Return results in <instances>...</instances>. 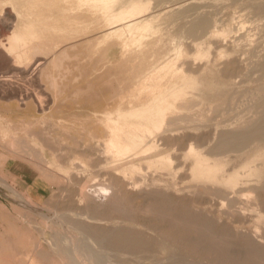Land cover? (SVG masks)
I'll use <instances>...</instances> for the list:
<instances>
[{"label":"rangeland","instance_id":"1","mask_svg":"<svg viewBox=\"0 0 264 264\" xmlns=\"http://www.w3.org/2000/svg\"><path fill=\"white\" fill-rule=\"evenodd\" d=\"M19 1L0 0V264H264V136L241 154L211 151L221 125L241 133L264 117V10L201 0L210 24L195 38L187 29L195 14L181 22L186 34L169 14L180 0ZM18 10L21 20L30 12L25 22L70 29L77 19L92 31L16 63L6 47L15 26L4 29L1 18L14 11L16 24ZM129 22L140 28L124 38L143 30L141 44L101 38ZM34 55H45L42 67ZM149 104L157 125L130 116ZM192 113L204 117L166 124ZM135 130L144 134L139 151L125 159L109 148Z\"/></svg>","mask_w":264,"mask_h":264},{"label":"bare ground","instance_id":"2","mask_svg":"<svg viewBox=\"0 0 264 264\" xmlns=\"http://www.w3.org/2000/svg\"><path fill=\"white\" fill-rule=\"evenodd\" d=\"M19 1V0H18ZM24 1V0H23ZM45 1V0H44ZM52 1V0H51ZM70 1V0H69ZM112 1V0H111ZM144 1V5H150V6H152L151 4V2L149 1V0H143ZM251 2V4L253 5V6H256V8L258 7L259 9H261V10H264V2H260L259 0H250ZM19 2H21V1H19ZM33 2V1H32ZM36 2V1H35ZM42 2V1H41ZM40 2V4H42ZM63 2H66V1H64L63 0ZM102 2H103V0H102ZM104 2H106V1H104ZM158 2V1H157ZM160 2H161V0H160ZM164 2V1H163ZM176 2V1H175ZM208 2V1H207ZM248 2V1H247ZM18 3V2H17ZM59 4V1L57 0H54V2L52 1L51 2V4ZM60 3H62L61 1H60ZM86 3V2H85ZM133 3H135V2H133ZM151 3V4H150ZM200 3H201V0H180V1H178V2H176V3H173L171 6H170V13H169V11H168V13L169 14H171L172 15V19H173V21H174V24H176V25H178V24H181V22H183L189 15L190 16H192L191 14H195L194 15V17H193V19L192 20H190V21H187V22H189L190 24H191V27L189 26V24H187L188 26H189V28H187V29H189L188 30V34L189 35H191V36H193V37H199L200 36V38H201V32L203 33V32H205L208 28H209V20L204 16V12H201V5H200ZM12 4H14L13 2H12ZM37 4V3H36ZM44 4H46L45 2H44ZM102 4V3H101ZM160 4V3H159ZM19 5H23L22 4V2L19 4ZM25 5H26V3H25ZM32 5V4H31ZM46 5H48V6H51V5H49V4H46ZM45 5V6H46ZM69 5V4H68ZM77 5V4H76ZM84 5V4H83ZM163 5V4H162ZM204 5V4H203ZM15 6V5H14ZM13 6V7H14ZM34 7H35V5H33ZM42 7H44L43 6V4L41 5ZM41 6H40V8H41ZM54 6V5H53ZM64 6H66L65 4H64ZM94 6V5H93ZM165 6V5H164ZM164 6H162V7H164ZM10 7V6H9ZM17 7V6H16ZM28 7H29V5H28ZM33 7V8H34ZM47 7V6H46ZM78 6H75V8H77ZM136 7V6H135ZM169 7V6H168ZM24 10L27 8H24V6L22 7ZM22 8L20 7V10L21 11H23L22 10ZM36 8V7H35ZM34 8V9H35ZM51 8V7H50ZM79 8H80V6H79ZM83 8V7H82ZM148 8V7H147ZM165 8V7H164ZM163 8V9H164ZM13 9V8H12ZM16 8H14V10H15ZM18 9H19V7H18ZM28 9V8H27ZM26 9V10H27ZM38 9V8H37ZM53 9V8H52ZM57 9V8H56ZM62 9V8H61ZM60 9V10H61ZM65 9V8H64ZM70 9V8H69ZM81 9V8H80ZM85 9V8H84ZM83 9V10H84ZM93 9V8H92ZM160 9V8H159ZM159 9H158V11H159ZM162 9V10H163ZM166 9V8H165ZM164 9V10H165ZM4 10V9H3ZM40 10V9H39ZM90 10V9H89ZM148 10H149V8H148ZM154 10V9H153ZM163 10V11H164ZM15 11H17V9L15 10ZM19 11V10H18ZM35 11H36V9H35ZM34 11V12H35ZM48 11H49V8H48ZM47 11V12H48ZM97 11V10H96ZM151 11V10H150ZM11 12V11H10ZM10 12H8L7 14H5V16L3 15V18H1V19H3L2 20V25H3V27H4V29H8V30H10L11 31V29H13L14 28V26H15V28H14V30L12 31V32H10L11 33V35L9 34V33H7V32H5L6 34H9L10 35V37L8 36V40L7 41H9L8 42V46H6L7 47V50L5 49V51H7V52H9V53H11L12 52V54L11 55H13L11 58L12 59H14V61L16 62V63H19L21 60H23L25 57L27 58V55H29V52L30 53H32V54H34L36 51H38L39 49H42V51L44 50H46L48 53L50 52V50L49 49H53V51H55L56 50V47L60 44V43H62L63 42V40L64 39H68L69 40V38H70V41H71V39H73L74 40V38L76 37V36H78L79 37V35L78 34H80L81 36H82V34H84V31H86L87 29L88 30H91V29H89V27H93V25H91V26H89V25H85V23L84 24H81V23H79V22H77V19H76V22H74L75 24H73L74 26L73 27H71L70 29H68V26H66L64 29H60V28H57V26H55V24L53 25L52 23H46V22H43L42 21V18H41V20H36L35 18V20H32V19H30V21L29 20H27V21H29V22H25V20H24V17H31V14H30V12L29 11H24V12H26V15L24 16V14L22 15L23 17V19L21 20V14H22V12H21V14H20V11H19V15L18 16H16V17H18V23H16L15 24V18L13 17V16H15V13H11V14H9ZM23 12V13H24ZM27 12H29V13H27ZM84 12V11H83ZM160 12V11H159ZM87 13V12H86ZM93 13H94V10H93ZM103 13V12H102ZM166 13V12H165ZM205 13H206V11H205ZM50 14V13H49ZM66 14V13H65ZM80 14H81V11H80ZM79 14V15H80ZM91 14V13H90ZM162 14H163V12H162ZM168 14V15H169ZM36 15H41L43 18H45V15H47L46 14V11L45 10H43V9H41V11H39V13H37L36 12ZM161 15V14H160ZM164 15H166V14H164ZM49 16V15H48ZM81 16H83V15H81ZM89 16V15H88ZM92 16V15H91ZM123 16H125V15H123ZM163 16V15H162ZM26 17V18H27ZM33 17H37V16H33ZM66 17V16H65ZM118 17V16H117ZM116 17V18H117ZM14 18V19H13ZM25 18V19H26ZM27 18V19H28ZM88 18V17H87ZM121 18H122V16H121ZM124 18V17H123ZM208 18H209V15H208ZM50 19V18H49ZM62 19V18H61ZM73 19V18H72ZM100 19H102V18H100ZM115 19V18H114ZM117 19H119V18H117ZM114 20V22L116 23L118 20ZM23 20H24V24H23ZM32 20V21H31ZM52 20V19H51ZM66 20V19H65ZM75 20V19H74ZM98 20V19H97ZM108 20V19H107ZM110 20V19H109ZM124 20V19H123ZM122 19L120 20V22L122 21L123 23H125L124 21H123ZM46 21V20H45ZM99 21V20H98ZM166 21H168V20H166ZM16 22H17V19H16ZM54 22V21H53ZM102 22V21H101ZM137 22V21H136ZM139 22V21H138ZM144 22V21H143ZM170 22V21H169ZM89 23V22H88ZM98 23V22H97ZM100 23V22H99ZM151 23V22H150ZM87 24V23H86ZM122 24V23H121ZM57 25V24H56ZM68 25V24H67ZM97 25V24H96ZM95 25V26H96ZM112 25H115V24H112ZM138 24H136L135 22H129V23H127V24H124V25H118V26H116V27H114V28H111L109 31H105V32H107L108 34L106 35V33L104 32V34L103 35H101V38L105 35L107 38H109V37H111L112 38V36L116 39V42H122V45H120V47H122L123 48V46H124V44H125V46H126V44H127V47H129L130 48V46H131V42H129L128 40H127V38H124L125 37V32L128 30V32H131V30H134V28L137 26ZM145 25H149V24H143L142 26H144V27H142L144 30H145ZM179 26V25H178ZM177 26V27H178ZM187 26V27H188ZM61 27V26H60ZM97 27H100V25L99 26H96V28ZM138 27H139V25H138ZM138 27H136V28H138ZM149 27V26H148ZM151 27V26H150ZM183 27H184V25H183ZM95 28V29H96ZM101 28V27H100ZM140 28V27H139ZM141 28V29H142ZM179 28H182V24H181V26H179ZM185 28V27H184ZM99 29V28H98ZM103 29V28H102ZM148 29V28H147ZM154 28H152V29H148L149 31H147V33H146V35H148L149 33V35H151V31L150 30H153ZM94 30V29H93ZM101 30V29H100ZM106 30H108V28L106 29ZM137 30H139V29H137ZM181 30V29H180ZM182 30H183V34H186V30H185V32H184V29L182 28ZM182 30L180 31V32H182ZM92 31V30H91ZM91 31H89L90 33H91ZM135 31V30H134ZM146 31V30H145ZM154 31H158V30H154ZM88 32V33H89ZM103 32V31H102ZM144 31L142 30V39H143V37L145 36L144 34L145 33H143ZM149 32V33H148ZM82 33V34H81ZM127 33V32H126ZM169 33V32H168ZM167 33V34H168ZM178 33V32H177ZM156 34V33H155ZM180 34V33H179ZM212 34V33H211ZM140 35V34H139ZM138 35V36H139ZM144 35V36H143ZM80 36V37H81ZM84 36V35H83ZM82 36V37H83ZM95 36V35H94ZM104 36V37H105ZM109 36V37H108ZM137 36V37H138ZM141 36L138 38L139 40L141 39ZM158 36V35H157ZM166 36V35H165ZM174 36V35H173ZM203 36V35H202ZM5 37V36H4ZM3 36H2V38H4ZM79 37V38H80ZM85 37V36H84ZM99 37V36H98ZM103 37V38H104ZM156 37V36H155ZM101 38L100 39H98V38H96V39H98V41L100 40L101 41ZM110 38V39H111ZM6 39V38H5ZM125 39V40H124ZM134 39V38H133ZM132 39V40H133ZM141 39V41H139V40H137L136 41V39H134L135 41H136V43H140L141 44V42L144 40H142ZM156 39V38H155ZM0 40H1V38H0ZM77 40H78V38H77ZM81 40H82V38H81ZM86 40H88V38H86ZM107 40V39H106ZM106 40H103L102 39V41H106ZM113 40V39H112ZM118 40V41H117ZM120 40V41H119ZM127 40V43L126 42H124V41H126ZM133 40V42H135ZM6 41V42H7ZM76 41V40H75ZM97 41V42H98ZM100 41H99V44H100ZM108 41V40H107ZM139 41V42H138ZM159 41V40H158ZM162 41H163V39H162ZM1 43H2V41H0ZM82 42H83V40H82ZM85 42V41H84ZM96 42V41H95ZM130 43V45H129V43ZM132 42V43H133ZM164 42V41H163ZM0 43V44H1ZM65 43V42H64ZM67 43V42H66ZM76 43V42H75ZM79 43V42H78ZM152 43H154V42H152ZM156 43V42H155ZM166 43V42H165ZM4 44H5V42H4ZM3 43H2V45H4ZM71 44H73V43H71ZM88 44V43H87ZM92 43H91V41H90V45H91ZM102 44V43H101ZM168 44V43H167ZM183 44V43H182ZM96 45H97V43H96ZM108 45V44H107ZM118 45V44H117ZM129 45V46H128ZM157 45V44H156ZM163 45V44H162ZM47 46H48V48H47ZM127 47H124V48H126V49H128ZM157 47V46H156ZM164 47H165V45H164ZM164 47H162V48H164ZM177 47V46H176ZM3 48V47H2ZM5 48V47H4ZM19 49V50H22L23 48V50L22 51H24V52H26V55L24 54H19V55H17V54H13V50H15V49ZM11 51V52H10ZM43 51V53L44 54H46L45 52ZM129 51V50H128ZM132 51V50H131ZM131 51H129V53L131 52ZM148 51V50H147ZM162 51V50H161ZM181 51V50H180ZM40 52H41V50H40ZM52 52V51H51ZM122 52V51H121ZM142 52V51H141ZM17 53V52H16ZM54 52H52V54H53ZM183 53V52H182ZM40 54H42V53H40ZM50 54V53H49ZM64 54H65V52H64ZM51 55V54H50ZM136 55H139V54H136ZM198 55V54H197ZM29 56H31V55H29ZM35 56V55H34ZM40 56H42V55H40ZM45 56V55H44ZM44 56H42V57H36L37 59L35 60V63H34V65H33V67H36V66H41V63L43 62V60H45V57ZM54 57H55V54L53 55ZM51 57V56H50ZM59 57V56H58ZM126 57V56H125ZM178 57V56H177ZM200 57V56H199ZM31 58H33V57H31ZM30 58V59H31ZM139 58H140V60H142L143 61V59L144 58H146L145 57V55H143V54H141V56H139ZM49 59H51V58H49ZM177 59V58H176ZM32 60H34V59H32ZM48 60V59H47ZM52 60H54L53 59V57H52ZM151 60V59H150ZM24 61V60H23ZM46 61V60H45ZM141 61V62H142ZM152 61V60H151ZM25 62V61H24ZM55 62H56V58H55ZM48 63V62H47ZM53 63V62H52ZM126 64V63H125ZM263 64V63H262ZM13 65H14V62H13ZM170 65V64H169ZM16 66V65H15ZM19 66V65H18ZM127 66V65H126ZM132 66V65H131ZM42 67V66H41ZM126 68V67H125ZM152 68V67H151ZM167 68V67H166ZM177 68V67H176ZM32 69V68H31ZM35 69H37V67L35 68ZM170 69V68H169ZM168 69V70H169ZM172 69V68H171ZM33 70V69H32ZM152 70V69H151ZM154 70V69H153ZM27 71V70H26ZM35 71V70H34ZM143 71V70H142ZM175 71V70H174ZM183 71V70H182ZM153 72V71H152ZM158 73V72H157ZM167 73H169V72H167ZM174 73V72H173ZM175 74V73H174ZM158 75V74H157ZM168 75V74H167ZM171 75V74H170ZM175 76H176V74H175ZM143 77V76H142ZM185 78V77H184ZM143 79V78H142ZM155 79V78H154ZM144 81V80H143ZM149 82V81H148ZM139 83H141V82H139ZM143 83H145V82H143ZM138 84V83H137ZM150 84V83H149ZM149 84L148 85H146V86H149ZM156 84V83H155ZM155 84H154V87H155ZM158 84V83H157ZM133 85V84H132ZM144 85V84H143ZM160 85H161V82H160ZM134 86V85H133ZM162 86H163V83H162ZM166 86V85H165ZM170 86V85H169ZM148 88V87H147ZM151 88V87H150ZM156 88V87H155ZM160 88H162V87H160ZM159 88V89H160ZM166 88V87H165ZM164 87H163V89H165ZM134 89V88H133ZM135 89H136V86H135ZM142 89V88H141ZM152 89H153V87H152ZM157 89V88H156ZM155 89V90H156ZM159 89H157V90H159ZM162 89V92L164 91ZM262 89V88H261ZM149 90H151V89H149ZM155 90H154V92H155ZM145 91H146V89H145ZM152 91V90H151ZM168 91V90H167ZM166 91V92H167ZM148 93L147 94H149V92L150 91H147ZM153 92V91H152ZM152 92H150L151 94H152ZM158 92V91H157ZM165 92V93H166ZM156 93V92H155ZM171 93V92H170ZM132 94H133V92H132ZM139 94V93H138ZM167 94H169V93H167ZM247 94V93H246ZM245 94V95H246ZM264 94V93H263ZM262 93H261V95H263ZM40 96V95H39ZM138 96V95H137ZM141 96V95H140ZM146 96V95H145ZM148 96V95H147ZM147 96H146V98H147ZM161 96V95H160ZM164 94H162V96H161V99L163 98L164 99ZM156 97H158V96H156ZM258 97V96H257ZM151 98H153V97H151ZM154 98H155V96H154ZM153 98V99H154ZM166 98V97H165ZM168 98V97H167ZM244 98V97H243ZM153 99H150V100H152L153 101ZM157 99V98H156ZM160 99V98H159ZM162 99V100H163ZM186 99V98H185ZM142 100V99H141ZM132 101V100H131ZM157 101V100H156ZM156 101H154V102H156ZM167 101H168V99H167ZM158 102V101H157ZM163 102V101H162ZM165 102H166V99H165ZM164 102V103H165ZM189 102V101H188ZM249 102V101H248ZM152 103V102H151ZM130 104V103H129ZM143 104V103H142ZM156 104H158L159 105V103H156ZM156 104H154V105H156ZM167 104V102L164 104V105H166ZM169 104V103H168ZM187 103H185V105H186ZM194 104H196V103H194ZM151 105V106H150ZM154 105H152V104H149V106H147V105H145L142 109H140L139 110V108H138V110H133V111H129V113H130V116H132L133 117V119L134 118H136L137 120L139 119L141 122H143L144 120H143V117H148L149 118V116H150V118L148 119L150 122H152L154 125H157L158 123H157V121H158V119H155V118H157V113H156V106L154 107ZM163 105V104H162ZM183 104H181L180 103V105L179 106H182ZM190 105H192V102H191V104ZM178 106V105H177ZM202 106V105H201ZM165 107V106H164ZM176 107V106H175ZM185 107V106H184ZM184 107L182 106V108L184 109ZM192 107V106H191ZM194 107V106H193ZM126 108V107H125ZM128 108V107H127ZM157 108H159V107H157ZM162 108V107H161ZM160 109V108H159ZM178 109V108H177ZM189 109V106H188V108H187V110ZM125 110V109H124ZM132 110V109H131ZM247 110V109H246ZM116 111V110H115ZM119 111V110H118ZM173 112V111H172ZM174 112H176V111H174ZM173 112V113H174ZM185 112V111H184ZM240 113H242V112H240ZM160 114H161V112H160ZM160 114H158V116L160 115ZM127 115V114H126ZM174 115V114H173ZM202 115H203V113H202ZM202 115L201 114H199V113H195V114H184V115H182L183 117H179L180 115H178L177 114V119L178 120H176L175 119V121H173V120H171L170 122L168 121L166 124L169 126V125H172L173 124V122L175 123V124H178L180 121H181V123H183L182 121V119L183 118H186V119H188V122H189V120H190V122H191V124H192V121L194 122V121H199L201 118H203L202 117ZM130 116H128V117H130ZM169 116V115H168ZM170 116H172V115H170ZM185 116V117H184ZM261 116H264V114L263 115H261ZM125 117V116H124ZM145 117V118H146ZM174 117L176 118V116L174 115ZM173 117V118H174ZM206 117V116H205ZM144 118V119H145ZM256 118V117H255ZM125 119V118H124ZM127 119V118H126ZM130 119H132V118H130ZM135 119V120H136ZM180 119V120H179ZM205 119H207V118H205ZM205 119H202L201 121H205ZM220 119V118H219ZM254 119V118H253ZM232 120V119H231ZM236 120V119H235ZM242 120V119H241ZM148 121V122H149ZM133 122H134V120H133ZM137 122V121H136ZM190 122H189V124H190ZM230 122V121H229ZM144 123V122H143ZM180 123V124H181ZM195 123H198V122H195ZM200 123V122H199ZM253 123V122H252ZM136 124V123H135ZM138 124V123H137ZM185 124H188V123H185ZM190 124V125H191ZM240 124V123H239ZM238 124V125H239ZM140 125H141V123H140ZM143 125V124H142ZM141 125V126H142ZM236 124L235 123H228L227 122V124H224V126L223 125H221L222 127H220V130L218 131V133H217V138L215 139V141H216V143L213 145V147H211L212 145H210L209 147H211L212 148V150L211 151H215V152H218V153H216V157H217V154H219V153H221V154H224V156H225V154H227V155H229V154H241L240 153V151H241V149H243V148H245L244 146L246 145V144H248V142L250 141V143H251V141H252V139L251 138H253V137H256V136H258V137H260V136H264V117L261 119V122L259 121L258 123H255V124H251V125H249V127H245L244 129H243V131H240L241 133H238L239 132V130H237L238 132L237 133H235L234 131H233V126H235ZM241 125V124H240ZM138 125H134V127H133V129L134 128H136ZM144 126V125H143ZM142 126V127H143ZM163 126H165V125H163ZM117 127V126H116ZM131 127V126H130ZM146 127V126H145ZM145 127H144V129H145ZM238 127H240V126H238ZM126 128V127H125ZM137 128H139V127H137ZM141 128V127H140ZM168 128V127H167ZM129 129V128H128ZM132 129V128H131ZM116 130V129H115ZM137 130V129H136ZM135 130V131H136ZM139 130H141V129H139ZM139 130L138 131H136V133H132V134H126L127 135V137H126V135H125V137H124V134H121V132H119L120 133V135H123V137L121 138V136H119L120 138H118V135L116 136V138L114 139V140H112L113 138H114V136H113V138L111 139L112 140V142L111 141H109L110 143H111V145H109V143H108V145H109V148H114L117 152H115V154L116 153H118V155H122L121 157H123V156H125V157H123V158H125L126 159V157H129V156H126V155H131V153H133L134 151L135 152H137L136 150L138 149V151H139V147L140 146H142V144H143V140H142V138H141V136H140V134L142 135V131L140 132V134H138L139 133ZM153 130V129H152ZM241 130V129H240ZM118 131H120V130H117V131H115V134L118 132ZM122 131V130H121ZM129 131H131L130 129H129ZM134 130H132V132H133ZM151 131V130H150ZM235 131H236V129H235ZM125 132V131H124ZM145 132V131H144ZM122 133H123V131H122ZM131 133V132H130ZM146 133V132H145ZM118 134V133H117ZM144 135V134H143ZM142 135V136H143ZM260 135V136H259ZM144 137V136H143ZM258 137H257V139H258ZM123 138H125L123 141L121 140V139H123ZM262 139V138H261ZM264 140V139H263ZM253 142V141H252ZM257 142V141H256ZM256 144V143H255ZM258 144V143H257ZM251 145V144H250ZM144 147V146H143ZM247 147H248V145H247ZM246 147V148H247ZM208 149V148H207ZM248 150V149H247ZM208 151V150H207ZM211 151H209V153L211 154ZM246 151V150H245ZM208 153V152H207ZM209 154V155H210ZM214 154V153H213ZM212 154V156H214ZM118 155H117V157H118ZM119 156V157H120ZM120 157V158H121ZM134 157V156H133ZM222 158V157H221ZM261 168V167H260ZM257 169V168H256ZM254 174V173H253ZM255 175V174H254ZM260 176V175H259ZM253 184V183H252ZM99 189V188H98ZM97 192H99V195L100 194H102V192H103V194L105 193V192H108L107 191V188H101V189H99V190H97ZM95 193H96V191H95ZM95 193H93L94 195H95ZM164 193V192H163ZM97 194V193H96ZM102 194V195H103ZM98 195V196H99ZM92 196V195H91ZM246 200V199H245ZM239 208V207H238ZM242 209V208H241ZM169 213V212H168ZM171 219V218H170ZM194 219V218H193ZM161 246V245H160ZM160 249H163V250H167L166 248H163V247H161ZM256 250V249H255ZM162 251V250H161ZM252 251V250H251ZM260 251H262V253H264V247L260 250ZM257 252V251H256ZM259 252V251H258ZM257 252V253H258ZM257 255V254H256ZM261 255V254H260Z\"/></svg>","mask_w":264,"mask_h":264}]
</instances>
